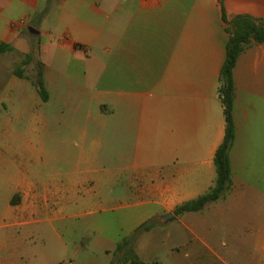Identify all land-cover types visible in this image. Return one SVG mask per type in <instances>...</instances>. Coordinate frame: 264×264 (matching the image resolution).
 I'll use <instances>...</instances> for the list:
<instances>
[{
    "label": "crops",
    "instance_id": "crops-1",
    "mask_svg": "<svg viewBox=\"0 0 264 264\" xmlns=\"http://www.w3.org/2000/svg\"><path fill=\"white\" fill-rule=\"evenodd\" d=\"M222 12L228 21L238 15L264 20V0H0V43L11 47L0 53V114L16 99L21 113L38 106L49 136L50 105L56 106L63 143L96 147L105 139L107 146L105 167L90 156L75 163L73 194L80 176H104L108 200L147 212L140 224L173 214L215 184L213 160L226 125L219 97L228 40ZM35 48L36 58L67 56L78 67L66 75L42 63L46 101L32 77L13 75ZM233 82L231 189L201 212L173 214L166 223L179 225L184 242L244 236L233 225L243 206H264L258 186L264 184V44L244 48ZM10 190L12 226L29 225L27 216L47 207L48 192L35 190L28 167L15 168ZM14 259L0 264H21Z\"/></svg>",
    "mask_w": 264,
    "mask_h": 264
},
{
    "label": "rangeland",
    "instance_id": "rangeland-1",
    "mask_svg": "<svg viewBox=\"0 0 264 264\" xmlns=\"http://www.w3.org/2000/svg\"><path fill=\"white\" fill-rule=\"evenodd\" d=\"M32 53L33 61L24 67V73L33 78L37 62L66 75L78 68L67 56L36 58L37 48ZM49 87L54 93V86ZM21 110L16 99L13 106L0 114V259L15 260L16 256L21 264L116 262L117 256H121L114 254L116 245L129 239L144 224L139 221L147 212L142 207L121 206L119 201L108 200L111 185L104 176H80L75 194L70 187L76 180L72 172L80 158L93 157L105 167V139L96 147L80 142L63 143L57 130L56 106L50 105L54 130H50L49 136L42 127L40 107L29 113ZM78 117L83 124L84 117ZM19 167L30 168L37 192L43 189L48 192L47 207L28 215L29 225L25 227L12 226L15 220L9 206L14 196L10 185L15 181V168ZM258 186L264 191V184ZM115 193L118 197L120 187ZM42 199L39 197V201ZM73 200H80V204L70 205ZM218 210L215 207L209 212L217 214ZM160 222L153 219L149 223L154 227ZM235 223L234 229L244 236L231 235L221 242L223 237L212 235V239L220 241L208 243L184 242L177 223H161L152 235H147V231L139 235L134 252L145 264H264V233L262 236L255 233L264 230V206H243ZM233 225L231 222L230 226ZM172 231L174 234L166 237L165 233ZM140 238L143 243L137 242Z\"/></svg>",
    "mask_w": 264,
    "mask_h": 264
},
{
    "label": "trees",
    "instance_id": "trees-1",
    "mask_svg": "<svg viewBox=\"0 0 264 264\" xmlns=\"http://www.w3.org/2000/svg\"><path fill=\"white\" fill-rule=\"evenodd\" d=\"M222 21L226 24L225 31L228 34V40L225 46V60L220 70L219 97L223 105L226 125L223 142L217 148L213 160L216 173L215 184L204 195L177 206L173 210V214L176 216L184 213L203 211L208 204L223 198L231 189L232 185L229 152L235 137V127L233 122V69L239 55L248 44L252 41L257 44H264V20H257L249 16L238 15L228 21L224 12H222ZM10 49L11 47L8 45L0 43V53ZM32 61L33 53L26 54L20 64L13 69V75L18 78H26L24 75V67L32 63ZM32 83L41 100L46 101L47 92L43 86L42 64L40 62H37L36 64ZM151 228V224L145 223L139 226L129 239L118 243L114 250V254H121V256L119 258L117 256V261H111L110 264H145L135 254L133 245L141 233L146 232Z\"/></svg>",
    "mask_w": 264,
    "mask_h": 264
},
{
    "label": "water",
    "instance_id": "water-1",
    "mask_svg": "<svg viewBox=\"0 0 264 264\" xmlns=\"http://www.w3.org/2000/svg\"><path fill=\"white\" fill-rule=\"evenodd\" d=\"M29 31H30L31 33H35V31L32 30V29H29ZM173 218H174L173 214L168 213V214H165V215H163V216H160L159 220H160L161 222L165 223V222H167V221H169V220H171V219H173Z\"/></svg>",
    "mask_w": 264,
    "mask_h": 264
}]
</instances>
